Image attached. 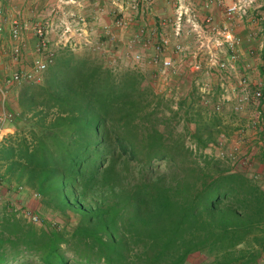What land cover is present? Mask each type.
Instances as JSON below:
<instances>
[{"label": "trees", "instance_id": "16d2710c", "mask_svg": "<svg viewBox=\"0 0 264 264\" xmlns=\"http://www.w3.org/2000/svg\"><path fill=\"white\" fill-rule=\"evenodd\" d=\"M153 93L138 70L71 52L22 86L23 126L0 144L4 179L75 224L34 225L8 205L0 264H188L198 253L264 264V186L196 159ZM198 126L206 149L209 128Z\"/></svg>", "mask_w": 264, "mask_h": 264}, {"label": "built area", "instance_id": "2783aa9c", "mask_svg": "<svg viewBox=\"0 0 264 264\" xmlns=\"http://www.w3.org/2000/svg\"><path fill=\"white\" fill-rule=\"evenodd\" d=\"M111 2L115 8L114 26L117 29H129L139 21L146 20L154 12V0H105ZM174 18L171 21L173 35L179 42L174 46V53L185 62L187 73L192 77L196 94L203 107L212 114H221L229 109L238 114L246 115L247 123L238 132L235 146L227 148V139L220 138L210 143L204 150L199 148L195 140L188 136L187 145L194 156L215 157L230 166L232 172L243 173L255 181L264 178V173L253 170L259 151L264 148V80H253V66L247 62L240 68L241 48L243 40L237 36L230 25H216L212 16L201 18L194 0H173ZM225 7L226 18L229 22L246 20L249 18L257 0H236L226 4L225 0H205L206 9L213 5ZM79 0H57L41 19L36 21L24 20L20 14H13L6 29L3 21L6 12L0 7V60L9 58L18 69L6 74L3 83L0 82V144L10 135V127L15 122V114L7 110L6 103L9 89L25 84H40L45 72L55 64L61 52L79 53L94 51L108 54L105 43L94 42L92 26L88 17L70 11L67 7L82 8ZM138 16V17H137ZM5 22V21H4ZM166 22H163L165 24ZM32 34L35 39L34 58L29 66H24L28 52L27 35ZM105 36L114 42L113 31L106 27ZM158 33L148 30L147 26L139 28L136 37L130 45L133 58L137 62L160 66V74L165 79H171L177 74V62L168 56L170 41L162 37L155 43ZM186 41V43H183ZM134 43L145 47H153L154 55L145 60L141 52L134 50ZM256 55L255 51H250ZM226 54V57L224 55ZM186 60V61H184ZM23 64V65H22ZM239 66V68H238ZM251 132L256 142V148L241 150L239 144ZM241 141V142H240ZM233 142V143H234ZM0 183V200L3 190ZM2 185V186H1ZM30 190L25 186H18L17 191L24 193ZM10 192V190H8ZM32 191V190H31ZM40 195L35 192V198ZM15 211L34 225H40L42 218L29 208L14 207Z\"/></svg>", "mask_w": 264, "mask_h": 264}, {"label": "rangeland", "instance_id": "374dc122", "mask_svg": "<svg viewBox=\"0 0 264 264\" xmlns=\"http://www.w3.org/2000/svg\"><path fill=\"white\" fill-rule=\"evenodd\" d=\"M56 2L57 0H44V1L42 0L41 3L42 5H38L36 9H33V11L31 12V16H29L28 18L27 17L24 18V16L21 15V17L24 20L30 22L36 21L37 19H41L42 18L41 15H45L47 10L50 7H52L54 4H56ZM113 34L115 33L113 32ZM28 35L29 38L27 39V43H28L27 54L29 55L26 56L25 59L26 61L23 63L24 66H29L31 60L34 58L35 39L32 36V34L29 33ZM92 39L94 40V42L101 40V36L98 29L96 28L93 29V27H92ZM98 43L100 42L98 41ZM112 49L113 50L110 51H112L113 56L111 55L108 56V60H105L102 54L96 53L94 51H83L74 54L83 55L85 53H88L92 58H97L98 60H102L103 62H105L106 65L114 69L116 73H121L128 69H136L140 73H142V75L146 77L147 85L151 86V88L154 91L153 96L151 97L153 104L154 105L160 104V102H162L160 108L161 112L166 114L173 129L176 130V132L181 133L185 136L184 139L186 145H187L188 136L194 138L193 135L197 130V126L199 124L202 127L205 126L209 128L208 129L209 133L207 135H210L212 137L211 143L217 142L218 139L224 137L225 139H227V144H226L227 148H232L235 146L234 141L239 140L237 139V137L239 136L238 135L239 130L243 128L242 126H244L247 123L246 122L247 118L245 117L246 115L238 114L232 109H229L221 114H212L205 107H203L196 94V89L192 81V77L190 76L189 73L186 72L187 66L185 62L180 63V60L179 61L175 60L177 62V67H179L178 72L177 74L173 75L171 79L166 80L164 75L160 74L159 65L154 66L148 64L150 67L144 66V64H141L140 62L134 60L132 55H130V58L128 60L126 59V56L123 54L122 51L121 54H117L118 49L116 48V46ZM18 68L19 66L14 65L9 58H3L2 60H0V82L3 83L4 76L12 71H15ZM182 79L185 81L184 83L185 87L182 85L179 86L180 85L179 82ZM22 86L11 87L9 89V93L7 97V103H6L7 110L13 112L16 117L14 122L15 123L14 132L17 128L18 129L21 128L23 124L19 118L18 110L12 109L11 107L9 108L7 105L9 101L10 103H13L16 100L15 97L16 98L18 97L19 90L22 88ZM176 92H179V94ZM182 92L183 95L181 96L180 93ZM1 109H2V105L0 100V112ZM13 133H11L10 135H12ZM10 135H8V137ZM196 143L199 146L198 142ZM239 146L241 150L243 151L246 150L244 144L240 143ZM200 148L204 150V148L202 147ZM194 157L196 159H200L203 158V155L201 156L197 155ZM208 158L221 162L225 166V168L231 170L230 166L227 163L215 159V157H208ZM157 169L163 170V167L160 166L157 167ZM4 172H5V168L0 167V183H3L2 184L3 190L1 194L3 199L0 200V213L8 205L17 208L27 207L32 211L37 212L40 215V217L43 220L42 223H47L51 226L60 225L62 227L64 226L72 227L75 224L74 217H71V219L69 218L66 219V218H62L58 214L46 212L45 208L41 203V199H40L41 197L35 198L34 191L27 190L24 193H20L19 191H17V187L19 185L8 184V182L4 179ZM257 182H259L261 185L264 186V178L259 179ZM8 190H10V192ZM212 262H213L212 257H210L205 253L195 254L191 256V258L188 260V264H212Z\"/></svg>", "mask_w": 264, "mask_h": 264}, {"label": "crops", "instance_id": "0c3cea01", "mask_svg": "<svg viewBox=\"0 0 264 264\" xmlns=\"http://www.w3.org/2000/svg\"><path fill=\"white\" fill-rule=\"evenodd\" d=\"M44 1V0H43ZM83 3L82 8L67 7L68 10L80 13L89 18L91 21V26L98 29L101 40L99 42L105 43L108 47V54H103V58L108 60V56H113L112 48L116 46L117 54H121V51L126 56V59L129 60L130 55H133V52L130 51V45L136 37L139 28L142 26H147L148 30H155L158 35L156 39H151V42L155 43L160 40L162 37L169 38L170 47L168 56L176 61L183 60L173 51L174 46L179 42L173 35V30L171 26V21L174 18V2L173 0H154V12L146 17V20L139 21L141 17H138V22L135 26H132L128 30L117 29L114 26L115 18V8L109 1L105 0H79ZM126 1V0H124ZM197 6L199 15L201 18L205 16H212L216 25L226 26L230 25L237 36L243 40V45L241 48V62L240 68L244 66L245 63L249 62L253 66L252 77L253 80L257 81L259 79L264 80V0H257L256 6L251 11V14L246 20H235L229 22L226 18L225 7L220 5H213L210 8L206 9L204 7L205 0H194ZM231 1L236 0H225V3L228 4ZM39 2V3H38ZM42 0H0V7L6 12L7 18L3 21V25L6 29L9 28V18L13 14H20L25 17L31 16L33 9H36L38 5H42ZM163 22H166L163 24ZM110 28L115 33V41L112 42L105 36V28ZM29 38L27 35L26 39ZM96 41V42H98ZM186 43V41H183ZM110 47V49H109ZM134 50L136 52H141L144 55L145 60H148L152 55H154L153 47H145L141 43H134ZM254 50L256 55H251L250 51ZM29 55V54H27ZM226 57V54L224 55ZM144 66H148V63ZM185 81L182 79L179 82V86H184ZM179 94V92H176ZM177 94V95H178ZM183 95V92L180 93ZM18 98V97H17ZM17 98L13 103L8 102V107L18 110ZM252 112L246 114V118H249L252 115ZM15 123L8 127L10 129V134L14 132ZM264 139V132H263ZM245 149L256 148V142L254 141V136L251 132H248L244 138ZM253 170L255 173H264V148L259 151V154L256 157Z\"/></svg>", "mask_w": 264, "mask_h": 264}]
</instances>
